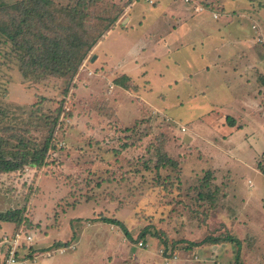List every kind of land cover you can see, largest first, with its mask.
<instances>
[{
    "label": "rangeland",
    "instance_id": "374dc122",
    "mask_svg": "<svg viewBox=\"0 0 264 264\" xmlns=\"http://www.w3.org/2000/svg\"><path fill=\"white\" fill-rule=\"evenodd\" d=\"M22 1L39 12L28 20L34 29L50 14L75 28V21L53 8L68 10L79 3L76 7L87 12L83 28L94 38L132 0H0V141L9 157L24 153L31 159L50 139L42 165L0 172V212L23 211L27 220L20 226L35 239L30 253L39 256L28 264H235L239 250L245 264H264V98L258 96L250 116L240 110L233 93L240 90L239 80L221 77V47L215 49L221 32L211 33L221 25L231 36L250 33L258 68L264 69V0H220L231 14L219 19L213 16L216 4L208 2V11L187 21L206 29L203 45L181 49L178 63L173 62L181 76L208 70L187 79H174V72L147 74L150 81L139 85L125 72L108 73L116 57H131L139 45L151 43L149 33L141 36L160 13L146 14L129 38H118V31L107 35L96 55L100 39L76 73L64 76L21 68L20 52L4 27L27 28ZM140 1L144 9L157 6ZM165 8L159 23L172 17L174 8ZM119 19L116 26L123 25ZM135 65L126 59L120 68ZM253 73L257 79L250 88H263L264 79ZM122 75L129 78L126 88L115 82ZM245 98L250 106L253 98ZM232 118L234 133L225 125ZM245 124L251 125L239 130ZM104 217L124 223L133 240ZM17 226L0 221V237ZM226 236L238 238L240 246L226 241L188 248L190 242ZM58 247L65 252L44 254ZM173 252V258L166 257ZM4 261L0 251V264Z\"/></svg>",
    "mask_w": 264,
    "mask_h": 264
},
{
    "label": "crops",
    "instance_id": "0c3cea01",
    "mask_svg": "<svg viewBox=\"0 0 264 264\" xmlns=\"http://www.w3.org/2000/svg\"><path fill=\"white\" fill-rule=\"evenodd\" d=\"M153 0V3L149 4H155L157 5L155 8L147 7V9H144L143 5L138 6V3L141 2L140 0H133L129 6L125 9L123 14L120 17V21L123 20V25L120 23L117 24V26H113L100 40V42L97 44V46L94 48L95 50L99 51L96 52V55H101L100 46L107 35L113 34L114 31H118V34L116 35L118 38H129L127 36V33H132L135 31L136 27L142 26V23L144 21V17L146 14H149L152 12L154 14V11L157 13H160V18H162L163 14L167 13L166 8L173 7L174 9L171 12V18L166 19L163 18V23H159L160 18L157 17V19L154 21V26L152 28L144 29L143 30V36H146V33H149V38L151 41V45L149 44L147 47H140L139 50L137 49V52L135 55L131 57H127L121 54L115 59V65L114 69L111 68V71H109L108 75L112 76L114 75V71H121L125 72L128 76L133 79L137 85H139L140 80H149L147 74L150 76H165L167 73H175V78H192L195 76L198 72L203 71V69L208 70L209 67L205 68L202 67L198 71L189 70L186 71L183 76H181L180 72H177V69L173 67V62L178 63V58L176 57V54L179 53V51L185 47L190 48H196L198 45H203L204 38L202 37L203 33L207 32L206 29H201L199 26H190L188 25L189 20H191L194 16L201 14L203 12L208 11L207 8H211L206 5L205 3H212L216 4V6L220 9L213 8V16L214 18L219 19L221 17V14L230 15L231 13L225 12V4L224 2L221 3L220 0ZM201 1V2H200ZM159 2V4L157 3ZM205 2V3H204ZM205 4V5H204ZM224 5V6H223ZM197 6L203 7V10L198 11L196 10ZM222 6V10H221ZM198 11V12H197ZM220 11V13L218 12ZM234 14L236 12H233ZM215 14L217 15L215 17ZM245 13H242L244 15ZM177 19V20H176ZM203 19H200L201 22ZM229 20V19H227ZM166 21V23H165ZM172 21H179L177 24H172ZM230 24V22H229ZM203 26V25H201ZM209 25H206V28ZM205 28V27H204ZM210 28V26H209ZM226 28L221 25L220 26H214V28L211 30V33H216L217 31L221 32V46H216L215 49H218L221 47V77L224 80H230L231 77L234 79L239 80V86L240 90L237 88V92H233L235 94L234 102H237L238 105H240V110L247 114V111L250 110L249 114L252 113L253 107H257L259 105L258 96L260 98H264V87H259V89H251L252 83H256V77H254L253 70H255V73L259 75V78L261 77L262 81L264 79V69L258 68V60H257V51L255 47V40L253 39L252 35L249 33V35L242 36L234 35L231 36L228 32L226 34ZM142 32V31H141ZM116 37V38H117ZM202 44H199L201 43ZM135 45L131 42L129 44V47H134ZM151 50L150 56H148V51ZM183 51V50H182ZM201 56L204 58V53L201 52ZM145 55L146 59H141L139 56ZM219 56V55H218ZM219 58V57H218ZM128 59L130 61L135 62V67L133 66L130 70H125L123 68H120L121 66L125 64V60ZM153 62V65L146 66V63ZM157 64V65H156ZM145 77V78H144ZM251 78V79H250ZM254 78V80L252 79ZM176 81H178L176 79ZM133 82V81H132ZM133 82V84H136ZM264 83V82H262ZM151 89H153L152 83H150ZM140 89V86L138 87ZM232 93V95H233ZM232 97V96H231ZM230 97V99H231ZM245 97H252L250 106H246L245 103L249 104V101ZM246 102H245V101ZM233 101V100H232ZM231 100L227 101L224 100V103L232 102ZM251 107V108H250ZM263 113V112H262ZM247 114L248 116H250ZM264 114V113H263ZM233 115V114H229ZM232 117L237 118V115H233ZM242 118L243 120H248L250 117H245L241 114H239V118ZM238 119V118H237ZM254 119V117H253ZM235 120V119H234ZM245 122V121H244ZM227 123V122H226ZM251 123V122H250ZM232 123H227L225 125H229L232 128L231 131L234 133L233 130L236 131V121L235 125H231ZM251 124H245L242 129L239 128V130L245 129V127L249 126ZM238 131V130H237ZM231 134L229 133V136ZM228 136V137H229Z\"/></svg>",
    "mask_w": 264,
    "mask_h": 264
},
{
    "label": "trees",
    "instance_id": "16d2710c",
    "mask_svg": "<svg viewBox=\"0 0 264 264\" xmlns=\"http://www.w3.org/2000/svg\"><path fill=\"white\" fill-rule=\"evenodd\" d=\"M133 1V0H132ZM21 10L26 16L25 19H22V23L28 25L27 28L17 27L15 30H11L8 27H4V34L8 39L17 47L19 53L20 61L22 62L21 68L26 71L34 70L40 72H47L57 75H70L73 76L78 70L79 66L82 64L85 57L88 55L89 51L94 48L100 39L115 25L118 19L121 17V10L117 12V15H114L109 19L107 27L102 30L97 37H92L88 35V31L84 30V22L87 19V12L83 9H79V3L73 7V9H63V8H53L54 11H57L61 16L68 18L70 21H75V28L66 27L63 24L61 18L54 20L53 14H50L49 21L45 22L38 29H34L35 24L31 23L30 16L35 15L39 16V12H35L28 5L25 6V1H22ZM205 3V2H204ZM207 4V3H205ZM46 7L50 6L49 4L45 5ZM63 9V10H62ZM52 10V8H50ZM62 10V12H61ZM58 22V23H56ZM43 28H45L43 32ZM61 29V30H59ZM29 36L30 39L25 41L24 39H19L20 35ZM128 77L122 75L115 79L116 84L127 87ZM231 125H235V120L232 118L230 120ZM48 139L40 149H36L33 152V157L27 159V154L22 153L19 157H9L4 149L3 141H0V172H11L20 169L24 166L25 163H28L32 166H40L43 164L48 149L50 148V143ZM24 219L23 211H7L0 212V221H13L17 223V227L20 226ZM104 221L109 223H114L125 231V234L128 238L133 240V236L128 231L124 223L117 219L104 217ZM26 222V221H25ZM29 225V223H28ZM146 232L142 235L144 236ZM234 242L237 246H240L241 241L238 238L232 236H226L224 239H219L215 237H206L202 242H190L188 248L194 249L195 246L202 245L205 242L216 244L221 242ZM143 242V241H140ZM139 242V243H140ZM165 250L168 249V242L165 240ZM144 244V243H143ZM57 246H62V243H58ZM141 246V245H140ZM142 247V246H141ZM36 248V247H33ZM51 248V247H50ZM174 252L171 255L166 257L173 258ZM235 264H245L240 255V250L235 256Z\"/></svg>",
    "mask_w": 264,
    "mask_h": 264
},
{
    "label": "built area",
    "instance_id": "2783aa9c",
    "mask_svg": "<svg viewBox=\"0 0 264 264\" xmlns=\"http://www.w3.org/2000/svg\"><path fill=\"white\" fill-rule=\"evenodd\" d=\"M153 3V0H147ZM196 10L201 11L203 7L197 6ZM217 15L215 14V17ZM34 236L32 231L22 225L12 233H5L0 237V251L4 252L5 261L3 264H28L36 261L39 253H30L34 246ZM139 245H143L140 242ZM65 247H58L54 250L44 251V254L51 257L56 252L64 253Z\"/></svg>",
    "mask_w": 264,
    "mask_h": 264
}]
</instances>
